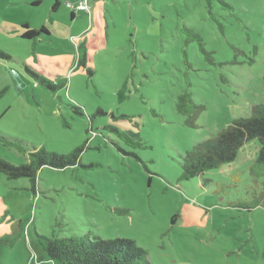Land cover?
Instances as JSON below:
<instances>
[{"label": "rangeland", "instance_id": "1", "mask_svg": "<svg viewBox=\"0 0 264 264\" xmlns=\"http://www.w3.org/2000/svg\"><path fill=\"white\" fill-rule=\"evenodd\" d=\"M54 3L0 0V159L82 149L81 166L44 167L35 193L0 174V264H51L39 236L133 240L151 264H264L256 142L180 178L182 155L264 103V0ZM182 96L204 107L195 127Z\"/></svg>", "mask_w": 264, "mask_h": 264}, {"label": "trees", "instance_id": "2", "mask_svg": "<svg viewBox=\"0 0 264 264\" xmlns=\"http://www.w3.org/2000/svg\"><path fill=\"white\" fill-rule=\"evenodd\" d=\"M58 4V0H55L53 9ZM71 17L73 18V15ZM22 28L21 38L26 40L37 37L41 33H46L44 29L40 31L30 30L26 25ZM85 63L86 53L83 52L82 58L79 54L77 67H85ZM26 71L28 70L26 69ZM28 73L43 85L53 89L52 85L44 79L29 71ZM87 73L90 74L91 72L87 71ZM180 100H187L191 103L190 107H186L182 103L178 106V111L189 115L187 126L195 127L194 121L204 111V107L195 105L190 96H182ZM122 135L123 138L131 142L129 137L125 134ZM252 141L257 144L256 152L253 161H251L252 164H246L245 169L248 170L249 174L254 175L255 173L264 176V103L252 106L247 117L233 119L213 138L198 142L190 151L182 155L180 178L188 180L235 162L239 154L241 156L249 149L246 146ZM81 152L82 149H77L70 154L62 155L40 148L29 153V161L25 165L14 166L0 159V174L9 180L29 179L30 190L35 193L38 173L44 167L65 170L81 166ZM237 171L238 173L244 172L243 170ZM38 239L46 261L51 262V264H151L147 252L138 247L133 240L119 238L90 240L89 238H58L55 236L53 238L39 236ZM262 259L264 261V247Z\"/></svg>", "mask_w": 264, "mask_h": 264}, {"label": "built area", "instance_id": "3", "mask_svg": "<svg viewBox=\"0 0 264 264\" xmlns=\"http://www.w3.org/2000/svg\"><path fill=\"white\" fill-rule=\"evenodd\" d=\"M86 1V0H85ZM79 11H88V6L85 2H81L78 6Z\"/></svg>", "mask_w": 264, "mask_h": 264}]
</instances>
